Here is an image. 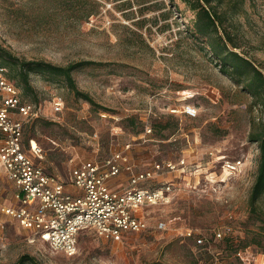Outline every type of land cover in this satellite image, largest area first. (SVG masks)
<instances>
[{
    "label": "rangeland",
    "instance_id": "obj_1",
    "mask_svg": "<svg viewBox=\"0 0 264 264\" xmlns=\"http://www.w3.org/2000/svg\"><path fill=\"white\" fill-rule=\"evenodd\" d=\"M95 1L97 12L83 19L82 0H0V48L57 65L93 62L72 75L94 104L63 77L30 73L34 93L20 88L21 98L40 113L24 124V142L27 149L29 141L39 146L35 161L64 182L78 161L102 159L126 144L136 171L184 159L183 168L153 180L173 182L169 202L143 212L150 224L162 220L166 228L127 232L120 241L85 230L76 253L67 256L1 211L13 203L15 187L0 166V263L28 254L39 264H263L264 196L252 211L249 194L259 155L250 136L262 124L264 108L190 34L192 12L181 0ZM232 23L238 50L264 73V0H244ZM54 96L63 99L61 111L52 110ZM187 103L197 108L196 116L182 112ZM236 159L241 164L235 172L223 169ZM224 226L242 241L257 235L259 245L216 257L224 244L213 232ZM185 228L206 235L215 256L182 237Z\"/></svg>",
    "mask_w": 264,
    "mask_h": 264
},
{
    "label": "built area",
    "instance_id": "obj_2",
    "mask_svg": "<svg viewBox=\"0 0 264 264\" xmlns=\"http://www.w3.org/2000/svg\"><path fill=\"white\" fill-rule=\"evenodd\" d=\"M51 105L54 112L61 111L63 99L54 96ZM182 112L193 117L197 108L187 103ZM39 113L37 104L21 98L20 87L0 64V166L15 187L13 203L3 206V213L67 256L76 253L79 234L85 230L120 241L127 232L166 228L162 220L150 224L143 212L147 207L169 202L173 182L167 180L158 185L153 180L165 170L183 168L184 159L154 161L136 171L125 151L129 147L126 144L125 148L112 149L102 159L78 161L64 182L35 161L34 156L41 151L39 146L29 141L26 148L24 124ZM151 130L147 126V133ZM240 164L239 159L226 160L223 169L232 173ZM123 170L130 173L127 184L113 187L111 180ZM232 231L230 226L216 228L213 237L220 240ZM180 235L210 249V240L197 229L185 228Z\"/></svg>",
    "mask_w": 264,
    "mask_h": 264
},
{
    "label": "trees",
    "instance_id": "obj_3",
    "mask_svg": "<svg viewBox=\"0 0 264 264\" xmlns=\"http://www.w3.org/2000/svg\"><path fill=\"white\" fill-rule=\"evenodd\" d=\"M75 1L79 2L80 0ZM181 1L192 12V18L189 19L190 34L208 46L219 70L240 84L242 89L251 94L255 103L264 108V73L247 55L238 50L240 46L236 34L233 33L232 17L241 11L244 0ZM82 3L84 4L83 19H88L97 12L96 1L82 0ZM89 63L93 62L81 60L67 65H57L44 60H24L13 56L6 49L0 48V64L9 68L8 77L15 80V83L24 92L34 93L29 75L31 72H36L52 79L63 77L66 84L73 89L78 97L94 104V100L88 93L77 89L72 75L74 69ZM250 139L257 142L259 150L255 179L249 194L251 210L255 211L257 201L264 196V120L259 129L252 132ZM219 241L223 242L224 247L221 251L214 253L216 257L222 254V251L226 254H238L250 243L258 245L260 243L257 235L252 236L248 242L242 241L232 234L225 235ZM202 248L212 255L211 248ZM214 254L212 256H215ZM0 264H39V262L31 255L22 254L14 262Z\"/></svg>",
    "mask_w": 264,
    "mask_h": 264
},
{
    "label": "crops",
    "instance_id": "obj_4",
    "mask_svg": "<svg viewBox=\"0 0 264 264\" xmlns=\"http://www.w3.org/2000/svg\"><path fill=\"white\" fill-rule=\"evenodd\" d=\"M130 159V157H129ZM130 162L132 163V161L130 160ZM135 167V164L132 163ZM122 174H130L128 171L126 170H123L118 176L114 177L112 180H111V184L113 187H123L127 184L128 182V178H129V175L125 176L122 175Z\"/></svg>",
    "mask_w": 264,
    "mask_h": 264
}]
</instances>
